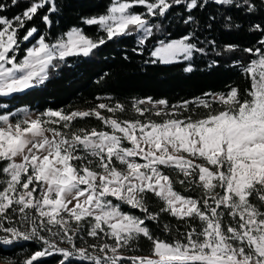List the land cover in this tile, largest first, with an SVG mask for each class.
Segmentation results:
<instances>
[{"label":"snow or ice","instance_id":"1","mask_svg":"<svg viewBox=\"0 0 264 264\" xmlns=\"http://www.w3.org/2000/svg\"><path fill=\"white\" fill-rule=\"evenodd\" d=\"M22 3L21 11L7 15ZM66 6L60 0H0V96L43 84L49 69L59 67L56 61L88 57L113 38L142 30L144 44L154 28L164 30L176 7L185 32L158 39L150 62L213 53L209 66L231 61L247 87L173 105L136 100L133 115L123 119L119 114L128 109L120 102L35 116L24 108L15 122L16 113L0 114V246L38 245L9 264L53 256L57 264H264V0H110L103 14L83 19L104 35L90 38L72 27L52 42L54 16ZM210 7L211 15H197ZM221 8L227 30L242 27L233 10L259 17L247 29L256 37L250 46L220 45L214 37L200 42L201 29L215 28ZM37 17L43 29L28 26ZM93 117L99 128L74 126ZM153 197L160 203L155 211ZM141 239L149 242L146 254H139Z\"/></svg>","mask_w":264,"mask_h":264},{"label":"trees","instance_id":"2","mask_svg":"<svg viewBox=\"0 0 264 264\" xmlns=\"http://www.w3.org/2000/svg\"><path fill=\"white\" fill-rule=\"evenodd\" d=\"M60 3L62 6H67L62 7V11L54 16L56 23L50 30L51 41L59 38L72 27H80L90 38L104 35L98 26H88L83 23V19L90 15L103 14L106 6L110 5V0H60ZM23 6L22 3L19 7L12 8L7 12V15H14L21 11ZM133 10L141 12L143 8L136 7ZM214 10L213 7H210L197 15L206 17L211 15ZM180 12V7L174 8L169 13V19L163 21L164 30L157 31L154 28L153 36L149 37L144 44L139 43L138 36L133 31L130 35L107 41L106 44L93 50V53L88 57L74 56L66 58L63 62L56 61L55 63H58L59 67L49 69V78L43 84H37L10 96H0V114L13 111L20 106L39 111L88 109L102 101L124 104L128 111L119 114L123 119L133 115L131 105L141 98L166 99L169 105H173L185 100L207 99L209 96H205V94L221 93L226 91L229 86H238L243 91L247 87L246 80L239 71L233 69L231 61H221L218 66H209L212 59L216 58L213 53H209L206 57L194 54L192 61L181 59L167 65L150 62L152 60L150 52L157 45L158 39L168 36L169 33L171 38H179L184 34L185 25L180 22L178 15H174V13ZM223 14L224 9L221 8L217 14L218 23L211 32L201 29L200 42L203 43L205 39L214 37L220 45L237 43L244 47L250 46L256 37L250 34L247 29L251 23L258 22L259 17L253 18L238 10H233L231 15L235 23L242 27L240 30H227L223 27L224 22L220 19ZM150 22L161 23L156 18H150ZM32 24L38 25L41 29L44 28L38 17L28 26L30 27ZM23 34L22 30L21 35ZM34 42L35 38L30 42L23 43L21 49L29 47ZM133 49L137 51H133ZM23 54L24 52L21 51L18 58ZM189 66L193 68V71H185ZM97 97L100 99L98 100ZM74 126L77 128H99L101 125L93 117L77 120ZM176 189L183 191L182 186L178 184ZM150 205L154 211L160 207V203L154 197L151 198ZM123 207L124 210H129L127 206ZM164 222H170L174 228L180 227L178 222L170 217H165ZM181 231H183V227H181ZM156 234L161 239H171L170 234H162L160 231H157ZM88 239L91 242V238ZM149 246L148 241L141 239L138 242V247L141 250L139 254H146ZM37 248L38 245L33 242H20L7 247L0 246V264L22 260L26 254L37 250ZM57 259L56 256H53L39 261L38 264H57ZM77 264H89V262L83 261L77 262Z\"/></svg>","mask_w":264,"mask_h":264},{"label":"rangeland","instance_id":"3","mask_svg":"<svg viewBox=\"0 0 264 264\" xmlns=\"http://www.w3.org/2000/svg\"><path fill=\"white\" fill-rule=\"evenodd\" d=\"M71 29V28H70ZM70 29H68V30H70ZM67 30V31H68ZM136 32V35L138 36V39L140 40L141 39V37L143 36V31L142 30H140V31H135ZM66 33V32H65ZM64 35V34H63ZM63 35H61V36H63ZM52 42H54V41H52ZM31 46V45H30ZM156 46H158V45H156ZM154 49V48H153ZM25 54V53H24ZM18 59H22V57H20V58H18ZM152 59H154V58H152ZM182 59V58H181ZM181 59H179V60H181ZM216 94V93H215ZM147 98V97H146ZM146 98H141V99H138V100H143V99H146ZM207 99H210V97H207ZM153 100V99H152ZM153 101H156V100H153ZM100 102H102V101H100ZM100 102H98V103H100ZM143 107H150V105H148V104H145V105H143ZM24 108H26L25 106H20V107H18V108H16V109H14L13 111H11V112H13V113H16V115L15 116H13V117H11V119H12V121L13 122H15V120L17 119V118H21L24 114L23 113H21V112H19L18 110L19 109H24ZM28 109V108H27ZM82 110L84 109V108H81ZM48 110V109H47ZM44 111H46V110H44ZM44 111H39V110H31V109H28V112H29V114L30 115H32V116H35L36 114H38V113H42V112H44ZM4 114H7V113H4ZM106 114V113H105ZM107 115V114H106Z\"/></svg>","mask_w":264,"mask_h":264}]
</instances>
